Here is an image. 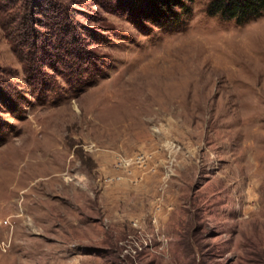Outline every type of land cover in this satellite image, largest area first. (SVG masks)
<instances>
[{
	"label": "rangeland",
	"instance_id": "1",
	"mask_svg": "<svg viewBox=\"0 0 264 264\" xmlns=\"http://www.w3.org/2000/svg\"><path fill=\"white\" fill-rule=\"evenodd\" d=\"M170 1L0 0V264H264V13Z\"/></svg>",
	"mask_w": 264,
	"mask_h": 264
},
{
	"label": "trees",
	"instance_id": "2",
	"mask_svg": "<svg viewBox=\"0 0 264 264\" xmlns=\"http://www.w3.org/2000/svg\"><path fill=\"white\" fill-rule=\"evenodd\" d=\"M181 1L182 0H180V2ZM164 6L167 7V11L173 13L172 9L181 7L182 5L180 3L173 4L170 0H168V2H164ZM263 13L264 0H212L209 5L210 15H220L225 19L235 20L238 24H243L250 19L260 17ZM59 18V26L60 28L62 27V38L64 40L61 41V45L57 46L56 50L60 53H63L65 58H67V55H70L72 53V55H74V59L83 61L84 58H82L83 56L81 54L83 51L82 44H79V41L70 30H67V12H60ZM176 20H178V18H176ZM62 34L60 33V35ZM67 50H71V53H67ZM16 53L18 54V52ZM32 64L34 66L40 64L43 67L49 65L47 59L42 57L41 55L37 56L35 58V61L33 60ZM37 80L38 79L36 76L33 82H38Z\"/></svg>",
	"mask_w": 264,
	"mask_h": 264
}]
</instances>
